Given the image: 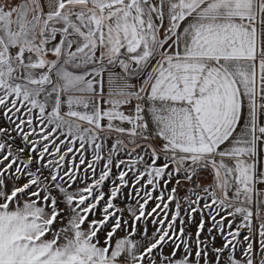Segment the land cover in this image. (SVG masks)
Wrapping results in <instances>:
<instances>
[{
    "label": "snow or ice",
    "instance_id": "6c2138e0",
    "mask_svg": "<svg viewBox=\"0 0 264 264\" xmlns=\"http://www.w3.org/2000/svg\"><path fill=\"white\" fill-rule=\"evenodd\" d=\"M0 118V264H264V0H0Z\"/></svg>",
    "mask_w": 264,
    "mask_h": 264
},
{
    "label": "rangeland",
    "instance_id": "374dc122",
    "mask_svg": "<svg viewBox=\"0 0 264 264\" xmlns=\"http://www.w3.org/2000/svg\"><path fill=\"white\" fill-rule=\"evenodd\" d=\"M0 127H9V125L5 122L4 119L0 118ZM12 135H13V136H16V133L13 132ZM0 139H3V137H0ZM33 139H34V138H33ZM19 147H24V145H22V143H21V139H20V138H17V139L15 140V142L13 143V145H12L13 152L16 153V154H19V153H18V148H19ZM27 154H28L27 151H25V152L22 154V159H23V158H26V157H27ZM113 171H115V169H114ZM182 194H183V193H182ZM125 195H127V189H125ZM130 203H134V202H131V201H130ZM121 206H123V205H121ZM198 219H199V217L197 216V220H198ZM225 223H226V222H225ZM206 227H207V225H206ZM148 229H149V232H151V231L153 230V226L151 225V223L148 224ZM245 234H247L246 230L242 231V233H241V237H240L241 240L243 239V235H245ZM119 235L122 236L123 233H120ZM163 252H164V254H166V253H170V252H171V248H170V247H165L164 250H163ZM157 256H159V253L156 254V257H157Z\"/></svg>",
    "mask_w": 264,
    "mask_h": 264
},
{
    "label": "crops",
    "instance_id": "0c3cea01",
    "mask_svg": "<svg viewBox=\"0 0 264 264\" xmlns=\"http://www.w3.org/2000/svg\"><path fill=\"white\" fill-rule=\"evenodd\" d=\"M9 3H15L18 2V0H8ZM261 189H264V185H260L259 186ZM261 197L264 198V192L261 193ZM262 215H264V213H262ZM169 253H166L165 255H167ZM156 259L159 261L160 256H157Z\"/></svg>",
    "mask_w": 264,
    "mask_h": 264
}]
</instances>
